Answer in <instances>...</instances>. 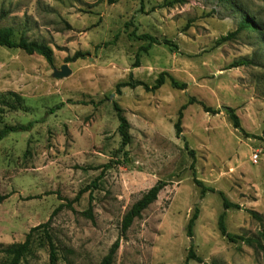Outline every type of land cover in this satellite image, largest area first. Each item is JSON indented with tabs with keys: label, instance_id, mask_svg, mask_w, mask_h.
I'll list each match as a JSON object with an SVG mask.
<instances>
[{
	"label": "rangeland",
	"instance_id": "rangeland-1",
	"mask_svg": "<svg viewBox=\"0 0 264 264\" xmlns=\"http://www.w3.org/2000/svg\"><path fill=\"white\" fill-rule=\"evenodd\" d=\"M236 2L264 22V0ZM239 14L221 0H0V30L51 49L47 64L0 46V129L32 124L0 140V248L49 222L55 264H100L117 239L112 264H184L189 249L201 262L187 264H264V45L254 31L216 44ZM242 59L252 64L230 68ZM61 64L71 74L55 79ZM161 73L186 89L114 90L129 76L152 86ZM112 103L130 126L122 152ZM192 172L237 208L223 211L216 191L201 196ZM157 180L167 185L120 236L122 215ZM37 234L20 264H50Z\"/></svg>",
	"mask_w": 264,
	"mask_h": 264
},
{
	"label": "trees",
	"instance_id": "trees-1",
	"mask_svg": "<svg viewBox=\"0 0 264 264\" xmlns=\"http://www.w3.org/2000/svg\"><path fill=\"white\" fill-rule=\"evenodd\" d=\"M112 2V0H110ZM225 3H229L233 9L238 11L240 16V21L238 22L237 29L233 32H230L228 34L221 35L217 41L216 44L225 43L226 41H229L231 39H234L240 32L242 31H254L256 32L260 37L262 44L264 45V22L262 21V18L255 13H252L251 11H246L243 8H241L238 3L232 0H221ZM138 39H146L148 41L149 45L158 43L155 38H152L148 36L147 34H139L137 35ZM162 43L166 45H170V42L163 41ZM0 46L6 47L9 49H17L19 48L26 54H36L40 57H42L47 64H51V49L41 43H37L28 39H25L24 37H20L17 41H15L12 38V31L10 29H4L0 30ZM146 49V47L144 48ZM77 57H79V54H74L72 58L68 59L69 61L75 60ZM134 64H136V59ZM248 64H252L251 60L242 59L233 61L229 64L230 68H238L242 66H248ZM166 82L170 85V87L176 88V89H186V84L184 82H179L176 80L173 76L168 75L167 73H161L158 75V77L154 80L152 86H148L145 82L138 79H132L131 76L128 77L127 81L117 83L115 86V92L118 93L119 89L128 87L133 89V87L136 86H142L144 90L152 92L155 90H158L160 87H162ZM7 96L13 101L17 102L19 100V97L15 94L8 93ZM195 103V100L192 98H189L187 102L183 105H181L177 112V118L174 122V131L175 134L178 135L181 128V120L183 116V109L189 104ZM196 104L201 105L205 112H209V108H207L205 105H203L200 102H196ZM61 105V103L57 104L55 108L50 109L49 113H53L56 108H58ZM111 106H113V109L115 111L117 120H118V127H116V132L119 137V151L122 152L123 149L129 145V136H128V129L130 128L128 121L123 115V111L119 106H117L115 103H112ZM227 113L232 121V124L234 128H239V122L238 118L235 115L234 111L232 109H227ZM32 124L28 123L27 125H18L15 126H4L0 129V140L4 138L9 133H14L19 130H27L29 126ZM189 155H193L192 151H188ZM193 167V164L190 168ZM192 175V182L200 188V195L203 196L206 192L210 191H216L222 201V210H226L228 208H237V205L230 203L226 197L223 195L221 191H217L214 188L206 187L202 182L196 180L194 178V173H191ZM167 184L163 181L157 180L156 183L151 186L148 190L143 192L141 196L134 201L132 205L128 207V209L124 212V214L121 217V225H120V236H124L127 230L131 227V225L134 222V218H137L140 216V213L142 210H145L149 205L153 204L157 200V196L159 192L166 186ZM8 198L7 194L1 195L0 194V203H2L5 199ZM77 199V198H76ZM60 205H58L59 207ZM56 211V210H55ZM90 211L89 208L87 210ZM198 214V209L196 207L193 208L192 213L190 217L188 218V222L186 225V234L187 236H192V229L194 227L196 217ZM217 224L220 231V234L224 237H226L229 241H233L236 238H233L230 234L226 232L224 220H223V213H219L217 217ZM48 226L49 222L39 224L36 227H33L29 230V232L26 233L25 238L23 241H19L18 243L8 245L6 247L0 248V253L3 255V263L2 264H20L22 261L25 260L26 257H29L33 252V241L34 240V234L38 233L37 235L40 237L39 240L41 243H44L47 248V257L50 264H55L56 254H55V248L53 246V241L51 239V236L48 232ZM264 237V234L262 235ZM119 240H115L110 247L107 250V253L105 256H103L101 259L100 264H112L113 260L112 257L118 247ZM184 264H187L190 260H196L198 262H201L200 259L196 258L191 249H189L184 256Z\"/></svg>",
	"mask_w": 264,
	"mask_h": 264
},
{
	"label": "water",
	"instance_id": "water-1",
	"mask_svg": "<svg viewBox=\"0 0 264 264\" xmlns=\"http://www.w3.org/2000/svg\"><path fill=\"white\" fill-rule=\"evenodd\" d=\"M59 68H53L52 69V77L53 78H63L67 77L71 74L70 68L66 64H61L58 66Z\"/></svg>",
	"mask_w": 264,
	"mask_h": 264
},
{
	"label": "built area",
	"instance_id": "built-area-1",
	"mask_svg": "<svg viewBox=\"0 0 264 264\" xmlns=\"http://www.w3.org/2000/svg\"><path fill=\"white\" fill-rule=\"evenodd\" d=\"M256 158H257V154H254L253 155V161H256Z\"/></svg>",
	"mask_w": 264,
	"mask_h": 264
}]
</instances>
